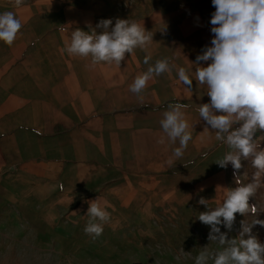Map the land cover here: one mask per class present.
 I'll return each mask as SVG.
<instances>
[{
	"label": "crops",
	"instance_id": "1",
	"mask_svg": "<svg viewBox=\"0 0 264 264\" xmlns=\"http://www.w3.org/2000/svg\"><path fill=\"white\" fill-rule=\"evenodd\" d=\"M69 10L78 9L0 0V13L13 11L23 25L12 46L0 42L3 201H132L163 190L181 168L194 173L221 157L225 145L197 111L210 98L194 80L197 55L189 36L172 52L135 49L120 66L93 63L64 49L73 30L99 32V21L69 18ZM163 58L175 66L172 71L154 76L139 95L131 92L135 77ZM179 67L193 76L192 90L179 82ZM177 102L188 105L192 132L181 158L173 156L179 142L173 144L160 125L168 105Z\"/></svg>",
	"mask_w": 264,
	"mask_h": 264
},
{
	"label": "rangeland",
	"instance_id": "2",
	"mask_svg": "<svg viewBox=\"0 0 264 264\" xmlns=\"http://www.w3.org/2000/svg\"><path fill=\"white\" fill-rule=\"evenodd\" d=\"M39 1L77 8L69 10V18L112 19L113 25L117 18L143 23L153 34L147 47L151 53L172 52L189 36L199 55L213 38L212 0ZM227 151L225 146L221 157ZM221 157L196 167L194 173L181 168L163 182V190L147 191L148 197L132 201L100 198L96 202L109 211L110 220L96 239L84 232L91 201H3L0 195V264H195L205 246L221 248L208 240L210 227L197 219L206 210L198 201L203 197L209 200V208H215L223 202L224 188L237 186L231 164L221 168L215 163ZM242 165L239 179L247 183L254 169L249 161L242 160ZM249 203L264 208V188ZM257 218L264 219V212ZM253 219L251 214H236L228 238L239 235L241 221L251 223ZM252 232L264 243V227L256 225Z\"/></svg>",
	"mask_w": 264,
	"mask_h": 264
},
{
	"label": "clouds",
	"instance_id": "3",
	"mask_svg": "<svg viewBox=\"0 0 264 264\" xmlns=\"http://www.w3.org/2000/svg\"><path fill=\"white\" fill-rule=\"evenodd\" d=\"M24 0H15L22 5ZM215 11L211 15V46H205L197 55L193 73L197 84L206 86L208 103L198 106L199 117L215 132V139L228 149L215 163L221 168L231 164L234 169L236 187L224 188L223 202L209 208V200L201 197L199 204L206 210L199 213L198 220L210 227L208 240L218 243L220 250L202 248L195 257V264H264V243H261L252 229L264 227V219L258 215L264 208L250 205L249 200L264 188V0H212ZM23 25L13 11L0 13V42L12 46ZM96 29L84 31L75 29L65 49L69 55L91 57L93 63H115L120 66L126 54L135 49L146 50L153 41V34L146 31L143 23L117 18L102 19ZM151 59L146 55L144 63ZM201 62H205L206 66ZM174 65L168 58L159 59L147 70L138 74L130 85V91L139 95L154 76L170 73ZM179 82L192 90L193 76L184 67L177 70ZM188 105H168L160 125L163 133L179 146L173 151L175 158H181L192 139L190 125L186 119ZM209 127L205 129L209 130ZM260 134V135H258ZM163 143V139L160 141ZM207 157V153L203 154ZM242 160L249 161L254 172L249 182L239 179ZM186 167V166H185ZM236 214L254 217L251 223L241 221V230L235 238H228L233 230ZM85 234L93 239L103 233V225L109 222V211L96 200L89 203ZM223 226L226 232L221 231Z\"/></svg>",
	"mask_w": 264,
	"mask_h": 264
}]
</instances>
